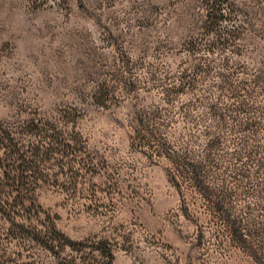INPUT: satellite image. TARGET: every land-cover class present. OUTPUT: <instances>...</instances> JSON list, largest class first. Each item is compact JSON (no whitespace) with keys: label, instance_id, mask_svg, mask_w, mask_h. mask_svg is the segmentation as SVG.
<instances>
[{"label":"rangeland","instance_id":"374dc122","mask_svg":"<svg viewBox=\"0 0 264 264\" xmlns=\"http://www.w3.org/2000/svg\"><path fill=\"white\" fill-rule=\"evenodd\" d=\"M5 133L60 242L5 264H264V0H0Z\"/></svg>","mask_w":264,"mask_h":264},{"label":"trees","instance_id":"16d2710c","mask_svg":"<svg viewBox=\"0 0 264 264\" xmlns=\"http://www.w3.org/2000/svg\"><path fill=\"white\" fill-rule=\"evenodd\" d=\"M224 17L225 13H208L206 16L209 21L208 26L214 27V24ZM0 145L5 151L4 157L0 158V219L3 220L0 222V240L4 238L21 239L17 256L19 252L30 247L29 240L55 252L60 242L54 238L52 226H44L43 229L38 230L31 223L32 218L29 216V208L35 205V198L31 195L30 187L32 183L40 179L37 176L25 174L32 161L18 155L16 142L9 134L2 135ZM184 170L193 173V177L198 174V167L193 163H186ZM26 204L29 206H25ZM6 223L8 227H5ZM4 257V251L0 247V264H5Z\"/></svg>","mask_w":264,"mask_h":264}]
</instances>
